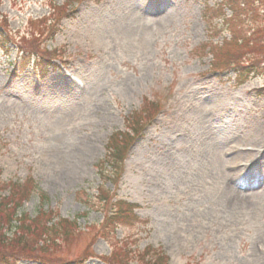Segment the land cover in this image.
<instances>
[{"label":"rangeland","instance_id":"374dc122","mask_svg":"<svg viewBox=\"0 0 264 264\" xmlns=\"http://www.w3.org/2000/svg\"><path fill=\"white\" fill-rule=\"evenodd\" d=\"M62 2L0 5V179L31 176L43 207L70 222L0 246V258L103 264L94 166L148 97L164 107L133 142L117 190L140 219L114 245L130 264L128 249L146 246L163 264H264V0H82L53 38L48 24H28ZM222 57L227 68L214 71ZM35 194L30 215L42 206Z\"/></svg>","mask_w":264,"mask_h":264},{"label":"trees","instance_id":"16d2710c","mask_svg":"<svg viewBox=\"0 0 264 264\" xmlns=\"http://www.w3.org/2000/svg\"><path fill=\"white\" fill-rule=\"evenodd\" d=\"M72 0L65 1V5L70 4ZM57 8L52 7V13L56 12ZM50 13V14H52ZM43 20V21H42ZM31 24L38 23L42 26H45L46 20L43 17V19H39L38 21H30ZM262 35H264V30L262 31ZM237 40H233L232 42H226V46L230 45H236ZM245 45V44H244ZM264 47V45H263ZM257 63L259 60L255 58ZM223 67L226 66V63L228 62V57H222ZM238 67V66H237ZM237 67H234L237 69ZM244 71H240V76H242ZM148 108H152V103L146 104ZM152 117V116H151ZM150 117V118H151ZM149 118V119H150ZM135 125H139L138 121L135 122ZM132 123V120L127 121L128 128L123 131H116L114 132L108 139L107 145H106V155L103 160H101L99 163H97L98 169H100V173L102 174V177H110V179L117 178L122 169L123 160L126 157L132 143L133 135L137 133V127ZM106 174V175H104ZM27 185V184H22ZM22 185L19 184H12V188L9 190V195L4 197L0 196V246L9 244L10 246H13L14 243H16L17 246H24L26 240L31 235H41L42 233H46V229L50 230L49 228H46L41 226V232L38 233V229L40 227L39 219L43 216L42 214L38 215L35 219H31L29 217H25L26 214L22 213L20 216L16 217L19 211V208L22 206V203L24 200L28 199V197L31 195V191L28 188L20 187ZM3 185H0V188H2ZM42 200H45V196L41 195ZM99 202L102 205L106 206L110 203V197L109 194H107L104 190H99ZM133 206L132 204L123 201V200H116L111 202V208L113 209L112 215L108 216L106 220V225L104 227L109 228L112 231L116 230V227L124 226L127 224H131L135 218L133 213ZM45 213V212H43ZM13 223V224H12ZM30 223H33L32 225H29ZM67 222H65L66 224ZM7 226H10L14 228V232L12 233V237L9 238L5 234V229ZM56 230V229H51ZM61 229H57L58 232H60ZM110 230H104L101 232L102 237L108 238V234L110 233ZM49 233H51L49 231ZM61 235L57 237L60 238ZM30 252H33V249L30 250ZM147 255L145 259L143 256ZM139 258H142L144 261V264H158L160 259L163 257L160 254H157L153 251L149 252V247L147 249H144L141 254L138 255ZM120 260L122 258L118 256ZM105 263L107 264V259L104 258ZM4 262H8V259L3 257ZM63 264H70L63 263Z\"/></svg>","mask_w":264,"mask_h":264},{"label":"bare ground","instance_id":"6f19581e","mask_svg":"<svg viewBox=\"0 0 264 264\" xmlns=\"http://www.w3.org/2000/svg\"><path fill=\"white\" fill-rule=\"evenodd\" d=\"M237 154V151H234V155H236Z\"/></svg>","mask_w":264,"mask_h":264}]
</instances>
